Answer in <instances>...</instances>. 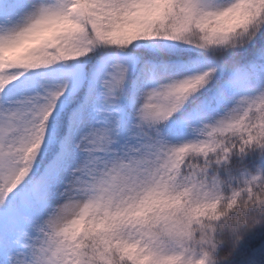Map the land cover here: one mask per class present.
<instances>
[{
	"label": "snow or ice",
	"instance_id": "snow-or-ice-1",
	"mask_svg": "<svg viewBox=\"0 0 264 264\" xmlns=\"http://www.w3.org/2000/svg\"><path fill=\"white\" fill-rule=\"evenodd\" d=\"M0 264H264V0H0Z\"/></svg>",
	"mask_w": 264,
	"mask_h": 264
},
{
	"label": "rangeland",
	"instance_id": "rangeland-1",
	"mask_svg": "<svg viewBox=\"0 0 264 264\" xmlns=\"http://www.w3.org/2000/svg\"><path fill=\"white\" fill-rule=\"evenodd\" d=\"M37 42H38V40H33V41H32V43H37ZM21 50H22V49H21Z\"/></svg>",
	"mask_w": 264,
	"mask_h": 264
}]
</instances>
